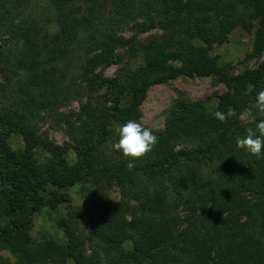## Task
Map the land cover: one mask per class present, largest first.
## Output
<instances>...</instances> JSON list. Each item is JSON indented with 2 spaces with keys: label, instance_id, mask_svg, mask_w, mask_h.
<instances>
[{
  "label": "trees",
  "instance_id": "trees-1",
  "mask_svg": "<svg viewBox=\"0 0 264 264\" xmlns=\"http://www.w3.org/2000/svg\"><path fill=\"white\" fill-rule=\"evenodd\" d=\"M26 1L0 0V27L19 43L9 58L0 51V73L14 71L13 101L32 116L70 96L79 108L74 120L57 114L71 142L62 146L21 119L0 117V247L13 257L0 264H264V61L233 74L209 54L236 26L252 32L246 57L264 51V0H48L53 32L17 13ZM137 17L140 30L156 25L161 34H116ZM120 48L140 62L117 77L94 71L119 60ZM62 71L73 75L65 81ZM193 74L224 84L214 107L177 102L162 129L135 126L149 85ZM259 108L250 133L240 115ZM11 126L19 150L5 140ZM178 141L186 146L176 148ZM37 145L53 156L71 148L75 161L38 162ZM207 163L215 164L211 176L202 172ZM86 179L93 183L87 204L55 223L66 243H34L32 214L66 201L65 189ZM112 182L116 200L105 193ZM85 214L94 218L84 233Z\"/></svg>",
  "mask_w": 264,
  "mask_h": 264
},
{
  "label": "rangeland",
  "instance_id": "rangeland-1",
  "mask_svg": "<svg viewBox=\"0 0 264 264\" xmlns=\"http://www.w3.org/2000/svg\"><path fill=\"white\" fill-rule=\"evenodd\" d=\"M18 14L23 13L28 19H35L44 30L48 32L56 31L57 26L53 18V7L48 0H29L23 3ZM141 17L136 20H130L127 24H122L115 27L117 35L122 37H134L142 40L153 35H160L161 29L156 25L150 26L146 30H140L133 22L141 21ZM252 32L246 31L239 26L234 27L228 34L227 39L220 44H213L209 50V54L214 56L219 64L227 65L229 71L233 74L239 73L244 69L254 67L258 62L264 61V51L256 57H246V54L251 50ZM19 48V43L16 39L9 37L6 34V27H0V51L3 58L10 57L15 49ZM119 60H111L107 63L98 65L94 71L100 73L104 77L120 76L124 67L136 66L140 61V57L129 58L123 53V49H117ZM75 61V60H74ZM171 63H176L171 61ZM7 65V61L4 62ZM10 67V66H8ZM75 67V64H74ZM64 79L72 77L66 71ZM14 77L13 68L0 73V117L9 123H14L17 120H23L26 125L31 127L37 135L45 138L52 144L62 146L65 143L70 144V138L67 135L66 124L62 118H57V114L64 113L68 118L74 120V113L78 111L79 101L77 97L70 96L59 104L56 108H51L47 111H38L35 114L22 112L21 104H16L13 100L15 97L14 87L11 83ZM18 77V75H17ZM77 82V80H75ZM226 90L223 83L214 78L213 75H178L168 79L162 83L151 84L146 88L143 99L141 100L138 110L139 117L135 121V126L145 129L160 130L164 126V120L168 111L177 102L201 101L207 108L215 106L217 97ZM84 98V97H83ZM54 110V111H53ZM261 109L257 111L244 113L240 115L241 124L244 129L250 133L253 132L251 124L255 117L259 115ZM5 140L9 147L14 150H19L23 147L22 138L19 132L10 127L5 131ZM188 145V143L186 142ZM186 146L184 142L178 141L176 148ZM32 155L38 162H44L53 157L61 166L73 164L75 155L71 148L63 151L61 154L53 156L47 152L42 145H37L32 149ZM214 163L204 165L202 172L211 176L215 170ZM93 188V183L90 179L81 180L68 186L65 191L64 202L55 203L53 207L40 205L36 212L32 214V222L29 230L30 237L34 243L41 242L44 239H52L58 243L65 244L67 238L61 228L56 226V221L66 216L68 210L76 209L82 205H86ZM110 200H116L120 196L118 185L112 182L105 190ZM179 214L181 211L178 210ZM93 215H82L78 218L81 226L78 230L85 233L90 227ZM126 247H131V241L125 240L123 243ZM90 242H85L86 252L91 249ZM0 259H6L9 262L13 261L12 255L7 249L0 247Z\"/></svg>",
  "mask_w": 264,
  "mask_h": 264
}]
</instances>
